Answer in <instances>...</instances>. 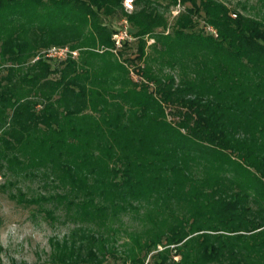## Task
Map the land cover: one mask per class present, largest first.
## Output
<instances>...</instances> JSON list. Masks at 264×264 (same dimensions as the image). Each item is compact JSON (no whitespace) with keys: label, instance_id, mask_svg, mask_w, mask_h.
<instances>
[{"label":"trees","instance_id":"obj_1","mask_svg":"<svg viewBox=\"0 0 264 264\" xmlns=\"http://www.w3.org/2000/svg\"><path fill=\"white\" fill-rule=\"evenodd\" d=\"M120 1L0 0L9 197L73 223L51 264H264V0H134L119 58Z\"/></svg>","mask_w":264,"mask_h":264},{"label":"rangeland","instance_id":"obj_2","mask_svg":"<svg viewBox=\"0 0 264 264\" xmlns=\"http://www.w3.org/2000/svg\"><path fill=\"white\" fill-rule=\"evenodd\" d=\"M221 1L227 3L231 8L240 10L238 2L242 0ZM247 1L248 3L253 2V0ZM120 7L118 16L103 18L105 24L114 27L116 30L125 25L127 36L120 42V46L115 47V49H120L117 53L119 58L133 55L136 43V39L129 34L130 23L127 18V15L134 11L135 3L133 2V7L129 12L123 10L121 1ZM182 7L179 2L170 6L169 12L166 13L169 22L171 16L175 15ZM206 29L210 31L207 27ZM150 41L148 39L147 43ZM57 47L61 46L58 45ZM135 78L136 76L133 77V79ZM149 89H153V85H149ZM165 111L167 119H175L169 113L168 107H165ZM16 187L22 189L27 196L34 197L45 191L36 179L18 178V181L14 182L13 185H8L6 177L0 173V264H51L48 261L49 239L60 238L68 232L73 223L61 215V212L56 214L57 218L49 219L34 204L26 206L22 202L11 199L8 193L15 192ZM124 220L128 221L127 223L131 227H135L137 224L136 220H131L128 216H125ZM119 261L118 258L107 256L102 264H114L115 262L119 263Z\"/></svg>","mask_w":264,"mask_h":264},{"label":"built area","instance_id":"obj_3","mask_svg":"<svg viewBox=\"0 0 264 264\" xmlns=\"http://www.w3.org/2000/svg\"><path fill=\"white\" fill-rule=\"evenodd\" d=\"M133 2L134 0H121V5L123 10L129 12L131 11L133 7ZM125 23V21H124ZM212 31L211 29H209ZM213 32V31H212ZM126 30H125V25H122L120 29L116 30L112 34V39L114 42V47L120 46V42L125 39ZM45 56L46 57H51V58H64L66 55H75V51H68L66 47H57V46H51L47 50H45Z\"/></svg>","mask_w":264,"mask_h":264}]
</instances>
